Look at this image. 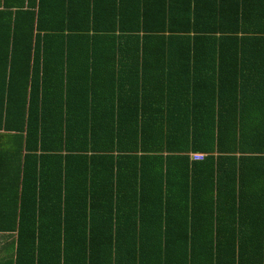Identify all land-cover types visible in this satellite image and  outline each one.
<instances>
[{
	"label": "trees",
	"instance_id": "1",
	"mask_svg": "<svg viewBox=\"0 0 264 264\" xmlns=\"http://www.w3.org/2000/svg\"><path fill=\"white\" fill-rule=\"evenodd\" d=\"M0 234L9 264H264V0H0Z\"/></svg>",
	"mask_w": 264,
	"mask_h": 264
},
{
	"label": "crops",
	"instance_id": "2",
	"mask_svg": "<svg viewBox=\"0 0 264 264\" xmlns=\"http://www.w3.org/2000/svg\"><path fill=\"white\" fill-rule=\"evenodd\" d=\"M15 239L9 236L8 234H0V263L1 264H9V261L12 258V255L15 252V244L13 245L11 242Z\"/></svg>",
	"mask_w": 264,
	"mask_h": 264
},
{
	"label": "built area",
	"instance_id": "3",
	"mask_svg": "<svg viewBox=\"0 0 264 264\" xmlns=\"http://www.w3.org/2000/svg\"><path fill=\"white\" fill-rule=\"evenodd\" d=\"M203 154H191V159L192 160H201L203 158Z\"/></svg>",
	"mask_w": 264,
	"mask_h": 264
}]
</instances>
